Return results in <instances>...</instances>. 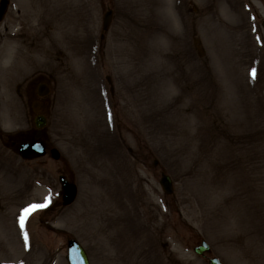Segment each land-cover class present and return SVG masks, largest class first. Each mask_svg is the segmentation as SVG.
Wrapping results in <instances>:
<instances>
[{"label":"rangeland","instance_id":"rangeland-1","mask_svg":"<svg viewBox=\"0 0 264 264\" xmlns=\"http://www.w3.org/2000/svg\"><path fill=\"white\" fill-rule=\"evenodd\" d=\"M263 20L264 0H10L0 264H67L69 239L90 264H264ZM33 79L57 161L10 146L35 133ZM60 175L78 190L65 207Z\"/></svg>","mask_w":264,"mask_h":264},{"label":"water","instance_id":"water-1","mask_svg":"<svg viewBox=\"0 0 264 264\" xmlns=\"http://www.w3.org/2000/svg\"><path fill=\"white\" fill-rule=\"evenodd\" d=\"M8 6V0H0V21L3 19L5 11ZM111 19V12H107L103 20V30L105 31L109 25ZM264 29V21L261 23ZM48 93L46 86H41L38 95L40 97L45 96ZM35 127L37 128V135L35 140L29 144H22L19 147V154L23 159L40 158L45 155V146L39 141L41 136V129L45 126V118L39 116L35 121ZM50 155L54 160L59 159V153L55 149L50 150ZM59 183L62 189V205L67 206L73 203L75 200L77 189L74 184L69 183L63 176L59 177ZM159 185L162 191L166 195H171L173 192L172 183L168 176L162 174L159 181ZM197 255H203V253L209 251V246L205 241H202L200 245L193 249ZM67 261L69 264H89L87 256L81 246L75 240H68L67 242ZM208 264H221L217 259L213 258L208 261Z\"/></svg>","mask_w":264,"mask_h":264},{"label":"flooded vegetation","instance_id":"flooded-vegetation-1","mask_svg":"<svg viewBox=\"0 0 264 264\" xmlns=\"http://www.w3.org/2000/svg\"><path fill=\"white\" fill-rule=\"evenodd\" d=\"M37 79H33L30 84H29V91L27 92L28 93V96H27V102L31 104V99H35V100H39L40 103L44 102V100H46L48 97L46 96L45 98H42V99H38L37 98V86L36 83H37ZM41 114H43L42 110H40ZM35 116V115H34ZM4 135L3 133L0 132V158L2 157V155L4 154V148L6 147V142H5V139H4ZM27 141V140H25ZM13 144H15L14 142H11L10 145L13 147Z\"/></svg>","mask_w":264,"mask_h":264},{"label":"snow or ice","instance_id":"snow-or-ice-1","mask_svg":"<svg viewBox=\"0 0 264 264\" xmlns=\"http://www.w3.org/2000/svg\"><path fill=\"white\" fill-rule=\"evenodd\" d=\"M254 75H255V73H253V76ZM46 200H47V198H46ZM45 207H47V203L40 204V205H31L30 209L25 210V212L27 214L29 211H35V210L43 209ZM21 227L23 228V220L21 221Z\"/></svg>","mask_w":264,"mask_h":264},{"label":"bare ground","instance_id":"bare-ground-1","mask_svg":"<svg viewBox=\"0 0 264 264\" xmlns=\"http://www.w3.org/2000/svg\"><path fill=\"white\" fill-rule=\"evenodd\" d=\"M144 2H145V0H144ZM148 2H149V0H148Z\"/></svg>","mask_w":264,"mask_h":264}]
</instances>
